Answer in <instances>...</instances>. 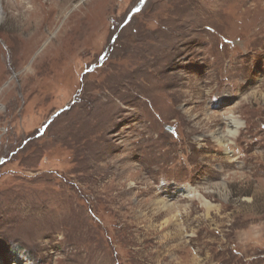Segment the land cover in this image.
Returning <instances> with one entry per match:
<instances>
[{"label":"rangeland","instance_id":"rangeland-1","mask_svg":"<svg viewBox=\"0 0 264 264\" xmlns=\"http://www.w3.org/2000/svg\"><path fill=\"white\" fill-rule=\"evenodd\" d=\"M2 5L0 264H264V0Z\"/></svg>","mask_w":264,"mask_h":264},{"label":"bare ground","instance_id":"bare-ground-1","mask_svg":"<svg viewBox=\"0 0 264 264\" xmlns=\"http://www.w3.org/2000/svg\"><path fill=\"white\" fill-rule=\"evenodd\" d=\"M26 1H29V3L31 5H33V7H36V5L38 3V0H26ZM2 2H3V0H0V17L2 16V10L4 9V7L2 5ZM13 4L15 5L16 8H18V7L20 9L22 8V5H21V3L19 1L18 2L15 1ZM13 4H12V8H13ZM1 5H2V7H1ZM88 8H89V6L86 7V10ZM38 13H39V9H35L32 12H30L29 14L30 15H34V14H38ZM50 19L51 18H49V20ZM37 38H39V37H37ZM226 121H227L228 129L226 131H224V132L220 131L219 133L216 134V136L214 138V139L217 140L219 145L223 146L224 148H225V146H227L231 142L232 138H235L238 135L239 130L243 127V124L241 122H239L237 119H235L233 116H227ZM184 192L188 193L187 195H190V196H193V197L197 196V194L193 195V191L191 192V190H184ZM157 204H160L162 206V210H164L165 208L170 207V206H167L168 205L167 203H165L163 201H160V200L157 202Z\"/></svg>","mask_w":264,"mask_h":264}]
</instances>
